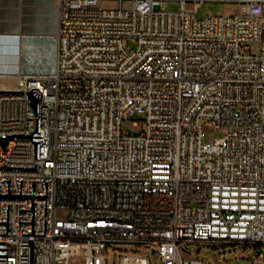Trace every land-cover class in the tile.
I'll return each instance as SVG.
<instances>
[{
    "label": "built area",
    "instance_id": "1",
    "mask_svg": "<svg viewBox=\"0 0 264 264\" xmlns=\"http://www.w3.org/2000/svg\"><path fill=\"white\" fill-rule=\"evenodd\" d=\"M56 2L55 72L0 86L42 93L38 160L30 139L0 144V165L38 164L0 170V194L10 177V195L20 181L46 195L48 181L34 264H209L192 255L204 248L264 262V0ZM204 3L240 11L201 19ZM30 103L0 95V135L35 132ZM209 127L222 137L208 142ZM7 206L6 264H28L31 199H0V222Z\"/></svg>",
    "mask_w": 264,
    "mask_h": 264
},
{
    "label": "crops",
    "instance_id": "2",
    "mask_svg": "<svg viewBox=\"0 0 264 264\" xmlns=\"http://www.w3.org/2000/svg\"><path fill=\"white\" fill-rule=\"evenodd\" d=\"M58 26L56 0H0V74H53Z\"/></svg>",
    "mask_w": 264,
    "mask_h": 264
},
{
    "label": "water",
    "instance_id": "3",
    "mask_svg": "<svg viewBox=\"0 0 264 264\" xmlns=\"http://www.w3.org/2000/svg\"><path fill=\"white\" fill-rule=\"evenodd\" d=\"M11 95V94H28L31 99V109L35 112V132L32 134H12V135H0V144L5 151V147L11 139H30L34 144V160L39 158V145L43 142V134L40 132V117H39V101L42 98V93L38 89H33L30 92H8L0 91V95ZM37 165L35 168L31 167H8L6 165H0V170H18V171H37ZM8 185V195L0 194V199H31V210H22L19 207V212H32V222H19L20 224H32V233L23 234V236H30L29 241V252H28V264H34L36 256V247L33 244L32 236H46L47 223L45 220L44 235H35V199H46L45 206V217H47V192H48V181H42L46 183V195H35V184L39 181H33V195H22V183L20 181V195H10L11 191V177L10 180H4ZM3 182V181H2ZM9 217H10V206H7V222H0V224L7 225L9 230ZM7 257V243L0 242V264H6Z\"/></svg>",
    "mask_w": 264,
    "mask_h": 264
},
{
    "label": "rangeland",
    "instance_id": "4",
    "mask_svg": "<svg viewBox=\"0 0 264 264\" xmlns=\"http://www.w3.org/2000/svg\"><path fill=\"white\" fill-rule=\"evenodd\" d=\"M106 8L115 7L112 3H106ZM170 11H178L179 7L177 5L171 6L169 8ZM240 6L224 4V3H204L198 11V17L203 19L209 16H226L235 13H239ZM130 48L134 49L135 44L130 43ZM1 87L15 89L16 81L3 79L0 84ZM143 120V117L140 114H135L130 121H126L123 124V131L127 134H135L139 129L134 126L135 122L140 123ZM222 137V133L220 130L209 127L206 129V140L208 142L213 139H220ZM193 250H197V248H193ZM228 252L223 253L221 250H214L211 248H204L201 252H193V257L201 260L207 261L209 264H217L228 262L229 264H250L251 261L247 258H240L241 256L251 257V251L248 249L245 254H243L242 250H237L232 256H227ZM114 262V260H112ZM73 264H79L78 261ZM114 264V263H113ZM264 264V262L260 263Z\"/></svg>",
    "mask_w": 264,
    "mask_h": 264
}]
</instances>
